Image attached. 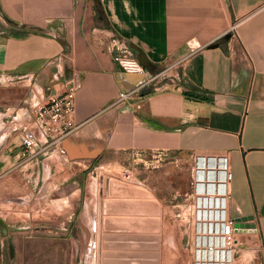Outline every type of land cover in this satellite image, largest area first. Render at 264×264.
<instances>
[{"label": "crops", "instance_id": "obj_1", "mask_svg": "<svg viewBox=\"0 0 264 264\" xmlns=\"http://www.w3.org/2000/svg\"><path fill=\"white\" fill-rule=\"evenodd\" d=\"M112 37L142 56V73L121 71ZM153 77L139 109L113 104L123 87ZM70 83L76 128L65 154L22 155L29 112ZM176 154L227 158V214L254 216L256 231L239 235L264 264V0H0V264H95L96 170ZM103 177L111 245L101 251L118 253L107 264H152L153 240L131 236L162 232L164 212L154 228L147 200L126 190L115 202Z\"/></svg>", "mask_w": 264, "mask_h": 264}, {"label": "built area", "instance_id": "obj_2", "mask_svg": "<svg viewBox=\"0 0 264 264\" xmlns=\"http://www.w3.org/2000/svg\"><path fill=\"white\" fill-rule=\"evenodd\" d=\"M234 29L235 24L230 30ZM109 48L113 60L124 74L143 72V66L126 43L112 37ZM153 80L154 77L149 78L147 82L134 88L123 87L113 104L132 105L139 109L141 97L139 90ZM74 93L75 87L70 83L64 91L50 94L45 102L32 108L20 138L22 155L30 157L48 149L60 155L65 154L63 142L76 128L72 120ZM41 142V147L36 149ZM193 171L191 182L193 190L190 194L193 197L194 208L191 264H234L238 245L237 235L240 233L234 232V222L227 214L229 185L232 180L227 158L195 160ZM125 174L127 179L130 178L131 173L128 170Z\"/></svg>", "mask_w": 264, "mask_h": 264}, {"label": "rangeland", "instance_id": "obj_3", "mask_svg": "<svg viewBox=\"0 0 264 264\" xmlns=\"http://www.w3.org/2000/svg\"><path fill=\"white\" fill-rule=\"evenodd\" d=\"M192 159L188 154H176L173 159L164 158L163 160L148 155L145 158V163L135 161L131 162L128 167L125 165L123 167L101 166L96 170L98 174L111 177L112 182L109 191H117L116 198H119L115 202L121 204L123 201L120 198L122 196H129L125 193L127 192L126 190L132 191L134 193L133 196L137 198L147 200L148 209L152 211L150 215L153 216V222L155 221L154 228L160 229V217L164 212L162 214L164 230L156 232L158 235L159 233H163L164 264H191L192 262L191 240L194 219L193 197L190 195L193 190L191 182L194 163ZM125 170L131 173L128 179L126 178ZM90 175L92 182L95 184L93 192L95 197L96 174ZM136 176L138 179H144L143 185H135L128 182ZM144 185H148L149 188ZM152 188L155 189L154 191L159 196L164 195L165 197L161 201L156 199ZM71 206V202L69 201V210ZM71 218L72 221L70 222ZM68 220L71 223V232L74 234L76 227L72 226V223L75 224V217L69 214ZM148 220L152 221L151 219ZM151 233L153 234L154 232ZM237 238L238 245L236 247L234 264H263L262 255L253 246V243L245 240L243 235H237ZM8 251L5 246L3 248V258L5 261L8 258ZM79 251L83 253V248H80Z\"/></svg>", "mask_w": 264, "mask_h": 264}, {"label": "water", "instance_id": "obj_4", "mask_svg": "<svg viewBox=\"0 0 264 264\" xmlns=\"http://www.w3.org/2000/svg\"><path fill=\"white\" fill-rule=\"evenodd\" d=\"M33 31H39L36 28H28ZM133 48V46H131ZM138 61L141 65H144L145 61H143L142 56L138 58ZM129 88V87H128ZM134 88V87H130ZM151 90L149 87L143 86L140 88L139 92L142 95H145L149 93ZM97 212H96V240H95V264H107L109 261V256L112 254L117 255L118 253H108V252H102L101 248H108V246L111 245V241L108 239L111 238V236L107 234L102 233V214H103V185H104V177L102 174H99L97 176ZM111 179L107 180V188L110 187ZM254 216L252 214L244 215V216H235L232 218L234 224V232L236 233H245V232H255V223H253ZM4 223L0 219V227H3ZM113 237V236H112ZM118 238L119 236H115ZM122 237V236H121ZM131 238L133 240H137L138 238H146V239H152L153 240V247L151 250L153 252L149 253L148 255H151L153 257L152 264H159V247H160V237L159 235L154 231L153 234L147 235V236H138V235H132ZM134 250V248H133ZM9 253L11 255V248H9ZM133 255L136 253L133 252Z\"/></svg>", "mask_w": 264, "mask_h": 264}, {"label": "trees", "instance_id": "obj_5", "mask_svg": "<svg viewBox=\"0 0 264 264\" xmlns=\"http://www.w3.org/2000/svg\"><path fill=\"white\" fill-rule=\"evenodd\" d=\"M185 95L190 96V97H193V98H200L199 95H197L195 93H192V92H186Z\"/></svg>", "mask_w": 264, "mask_h": 264}]
</instances>
